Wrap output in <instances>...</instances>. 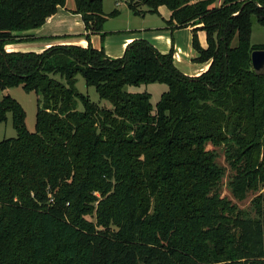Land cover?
Returning a JSON list of instances; mask_svg holds the SVG:
<instances>
[{"label": "trees", "instance_id": "16d2710c", "mask_svg": "<svg viewBox=\"0 0 264 264\" xmlns=\"http://www.w3.org/2000/svg\"><path fill=\"white\" fill-rule=\"evenodd\" d=\"M64 0H0V88L34 92V131L11 95L0 122V264H264V71L251 67L252 20L264 26V0H137L133 15L165 6L169 29L191 28L188 76L148 40L121 57L92 46L105 36L102 0H74L88 44L41 52L6 51L29 40ZM218 2V4H217ZM146 5L147 10L139 6ZM207 36L200 47L196 32ZM81 74L109 107L75 86ZM163 83L154 108L147 90ZM81 105V109L78 105ZM223 146L233 170L228 188L249 192L253 212L221 196L223 170L207 145Z\"/></svg>", "mask_w": 264, "mask_h": 264}, {"label": "rangeland", "instance_id": "374dc122", "mask_svg": "<svg viewBox=\"0 0 264 264\" xmlns=\"http://www.w3.org/2000/svg\"><path fill=\"white\" fill-rule=\"evenodd\" d=\"M137 0H102L103 4V12L108 15L112 10L117 9L119 11V14L115 17H107L106 21H108L107 26L116 29L120 27H130V28H138V27H146L155 25V23L159 22L160 18L155 14H147L144 18L141 16H134L129 8V4L136 2ZM74 0H64L62 7H69L70 5H74ZM218 4V2H217ZM143 10H147L146 5L139 6ZM85 27L81 31H77L73 34L68 35L67 37H63V35H59L57 37H51L57 40H63V39H69L71 41H74L73 44L76 41H79L81 39H84L88 42V39L85 38ZM93 34L89 35V39L91 38ZM106 35V34H105ZM251 44L253 45H260L264 43V26L259 25L255 18L252 20V28H251ZM163 36L170 39V42H172L174 39H177L178 41L187 42L186 37V31H184V28H176L173 29V31L165 30L163 31ZM196 37L198 38V43L200 47L205 48L207 46V36L205 35V32L202 30H199L196 32ZM104 38V37H103ZM49 40V38H47ZM147 40V39H146ZM91 41V39H90ZM103 41V40H102ZM149 41V40H148ZM21 42H28V41H21ZM152 45L153 43L149 41ZM111 43H116V41H111ZM72 44V43H71ZM88 44V43H87ZM27 45V44H25ZM24 45V46H25ZM64 45V44H63ZM78 45V44H77ZM157 45L159 48H163L165 46V40L160 39L157 42ZM190 45V44H189ZM6 46V45H5ZM154 46V45H153ZM157 48V47H155ZM191 48L193 49V52L196 54L197 51L192 46V38H191ZM158 50V49H157ZM159 51V50H158ZM161 52V51H160ZM163 53V52H162ZM192 60L189 59V62ZM178 69L181 71V69H184V64L178 63ZM182 72V71H181ZM75 86L79 92H82L84 94H88L89 98L97 102L101 106H107L109 107L110 104L107 100H101L98 96L97 91H95L93 86H86L85 80L82 77L81 74H76V83ZM127 89L133 90V91H139V90H147L151 94L150 102L154 108L155 104L157 103V100L159 99L161 93L166 91L167 86L163 83H150V84H141L139 87L134 86H127ZM9 94L23 107L24 111L26 112V118H25V125L30 131H34V124H35V115H36V98L37 94L34 92H26L22 89L21 85H17L14 87H7L4 89L0 88V99L6 95ZM78 108L81 109V105H78ZM10 137H16V130L13 128L11 123V114L8 113L7 121L0 122V140L3 138H10ZM207 149L211 150L213 149L216 153V163L219 167L222 168L223 174L222 179L219 184V193L221 196L227 198L228 200H231L236 206L245 211V212H253L251 208V200L256 195L254 192H249L247 197L244 200H237L233 194L230 192V189L228 188V183L232 177L233 170L231 169L230 165L226 161L225 155H224V148L223 146H214L212 144L207 145Z\"/></svg>", "mask_w": 264, "mask_h": 264}, {"label": "crops", "instance_id": "0c3cea01", "mask_svg": "<svg viewBox=\"0 0 264 264\" xmlns=\"http://www.w3.org/2000/svg\"><path fill=\"white\" fill-rule=\"evenodd\" d=\"M75 8L76 5H70L67 8L59 6L57 8V11L54 14L50 15V17H48L45 20L44 24L40 27L33 28L27 31L16 32L18 35L28 37V42H16L12 44H7L5 46L6 51L19 50L26 52H41L51 47V45H68L71 43L73 44L74 41H71L69 39L57 40L51 37H57L59 35L67 37L70 34L84 29V22H82L80 14L75 12ZM147 14L149 13L141 15V17L144 18ZM155 14L160 18L159 22L155 23V25L138 28H130L125 26L112 29L107 26L108 21L105 20L106 22L104 23L103 29L106 35L104 36L103 41L100 38L99 34H93L90 38V42L92 46L96 49H100L101 47H103L105 53L108 56L121 57V54L123 53L126 45L129 42L138 38H144L151 41L154 47H157V49L163 53L167 52L171 47H173L175 65L178 66V63L184 64V69H181V71L188 76L198 75L205 69H207L209 62L198 63L194 61V58H196L198 54H195L193 52V49L191 48L192 26L184 28L187 37L186 43L178 41L177 39H174L172 42H170L169 38L163 36V31H171L166 23V20H168L170 15L168 9L165 6H160L158 8V13ZM47 38H49V40H47ZM160 39L165 40V46L163 48H159L157 45V42ZM111 41H116V43H111ZM75 43L85 47L88 42L84 39H81L79 41H76ZM189 59L192 61L189 62Z\"/></svg>", "mask_w": 264, "mask_h": 264}, {"label": "water", "instance_id": "95a60500", "mask_svg": "<svg viewBox=\"0 0 264 264\" xmlns=\"http://www.w3.org/2000/svg\"><path fill=\"white\" fill-rule=\"evenodd\" d=\"M251 67L261 75L264 71V49H254L251 51Z\"/></svg>", "mask_w": 264, "mask_h": 264}]
</instances>
